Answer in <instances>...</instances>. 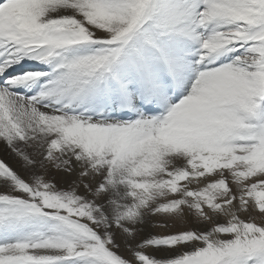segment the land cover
I'll use <instances>...</instances> for the list:
<instances>
[{
  "label": "snow or ice",
  "instance_id": "6c2138e0",
  "mask_svg": "<svg viewBox=\"0 0 264 264\" xmlns=\"http://www.w3.org/2000/svg\"><path fill=\"white\" fill-rule=\"evenodd\" d=\"M0 264H264V0H0Z\"/></svg>",
  "mask_w": 264,
  "mask_h": 264
}]
</instances>
